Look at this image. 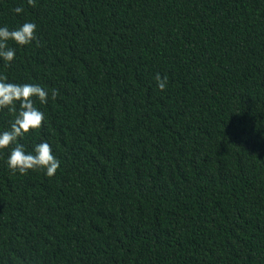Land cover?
Returning a JSON list of instances; mask_svg holds the SVG:
<instances>
[{
  "label": "trees",
  "instance_id": "16d2710c",
  "mask_svg": "<svg viewBox=\"0 0 264 264\" xmlns=\"http://www.w3.org/2000/svg\"><path fill=\"white\" fill-rule=\"evenodd\" d=\"M25 21L0 74L58 91L20 142L61 166L0 152V264H264V0H0Z\"/></svg>",
  "mask_w": 264,
  "mask_h": 264
},
{
  "label": "clouds",
  "instance_id": "9594fccd",
  "mask_svg": "<svg viewBox=\"0 0 264 264\" xmlns=\"http://www.w3.org/2000/svg\"><path fill=\"white\" fill-rule=\"evenodd\" d=\"M31 5L34 0H28ZM23 7H16L13 12L22 14ZM37 40V25L25 21L18 27L0 26V61L10 66L19 48L31 45ZM156 85L164 90L168 84L167 76L155 77ZM56 89L51 92L46 87L35 83H18L0 74V110L7 109L13 119L7 129L0 130V152L7 151L6 165L13 173L27 174L30 170H41L48 177L53 176L61 166L48 141H40L29 149L20 141L30 132L39 130L46 122L44 111L37 106H45L49 100H55Z\"/></svg>",
  "mask_w": 264,
  "mask_h": 264
}]
</instances>
